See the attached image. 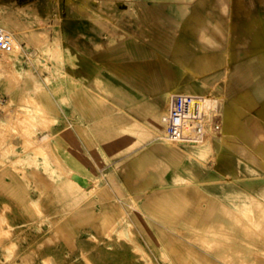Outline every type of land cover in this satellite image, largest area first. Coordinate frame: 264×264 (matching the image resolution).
<instances>
[{
  "label": "rangeland",
  "instance_id": "obj_1",
  "mask_svg": "<svg viewBox=\"0 0 264 264\" xmlns=\"http://www.w3.org/2000/svg\"><path fill=\"white\" fill-rule=\"evenodd\" d=\"M10 1L0 0V88L9 98L0 117V264H264V117L243 102L238 117L249 130L231 131L234 171L205 141L164 138L168 109L153 132L111 115L100 117L104 128L124 130L96 132L88 116L92 130L80 142L81 117L64 114L72 102L62 41L48 48L47 3L26 24ZM152 137L184 154L139 147ZM207 171L217 175L197 177Z\"/></svg>",
  "mask_w": 264,
  "mask_h": 264
},
{
  "label": "crops",
  "instance_id": "obj_2",
  "mask_svg": "<svg viewBox=\"0 0 264 264\" xmlns=\"http://www.w3.org/2000/svg\"><path fill=\"white\" fill-rule=\"evenodd\" d=\"M15 1L23 23L37 21L41 0ZM42 1L49 50L52 41H62L63 83L72 102L64 114L81 117L73 127L80 142L92 130L88 116H95L90 126L96 132L124 130L118 123L104 128V115L126 116L133 129L157 131L155 121L175 93L219 100L230 117L229 126L218 130L225 147L235 145L231 131L248 133L247 120L238 117L243 102L250 103L252 118L264 117V0ZM243 113L248 116L247 109ZM139 147L183 154L156 137Z\"/></svg>",
  "mask_w": 264,
  "mask_h": 264
},
{
  "label": "built area",
  "instance_id": "obj_3",
  "mask_svg": "<svg viewBox=\"0 0 264 264\" xmlns=\"http://www.w3.org/2000/svg\"><path fill=\"white\" fill-rule=\"evenodd\" d=\"M3 30L0 29V33ZM200 93H176L171 96L170 105L163 120L166 135L170 140L190 144L200 136L206 127V113L201 109ZM9 98L0 88V117L5 111Z\"/></svg>",
  "mask_w": 264,
  "mask_h": 264
},
{
  "label": "bare ground",
  "instance_id": "obj_4",
  "mask_svg": "<svg viewBox=\"0 0 264 264\" xmlns=\"http://www.w3.org/2000/svg\"><path fill=\"white\" fill-rule=\"evenodd\" d=\"M194 70V69H193ZM196 70V69H195ZM195 73V72H194ZM194 87V86H193ZM201 93V92H200ZM176 94V93H175ZM174 95V94H172ZM170 95V96H172ZM212 95V94H211ZM211 95H206L204 97L201 98V109H203V112L206 113V127L203 131V133L198 136L196 139L194 140H191V143L190 144H184V143H181V142H178V144L180 145H190L192 147H198L200 145V143L202 141H205V146H210V147H213L215 148V150L217 151V156H218V160H219V163H220V167L224 166L226 168H229L231 169L232 171H234V168L233 166L231 165V162H232V155H231V148L229 147H225L224 145L222 146V142H221V139H220V134L218 133V130L219 128L227 122V125L229 126L230 124V117L228 115L227 112H224V110L220 107V104H219V100L217 98H215L214 96H211ZM32 100V99H31ZM171 100V99H170ZM211 100V102H210ZM209 101V102H208ZM169 103V102H168ZM211 107V109H210ZM160 112V111H159ZM226 113V114H225ZM166 114L163 115L162 117V121L164 123V129L165 131L163 132H166V125H165V122L163 120L164 116ZM161 117V116H160ZM31 120V119H30ZM211 122V123H210ZM20 125V124H19ZM1 126V125H0ZM35 126V125H34ZM208 128L210 129L209 130V136L208 138H205L206 137V134H207V130ZM24 129V128H23ZM9 130V129H8ZM22 130V128L20 129ZM0 131H1V127H0ZM25 131V130H24ZM23 131V132H24ZM27 132V131H26ZM28 133V132H27ZM32 134V133H31ZM45 136H48V135H45ZM44 136V138H45ZM167 135L162 136L164 138H166ZM26 137V136H25ZM161 137V136H159ZM43 138V139H44ZM47 138V137H46ZM167 139V138H166ZM165 139V140H166ZM169 139V138H168ZM167 139V140H168ZM206 139V140H205ZM164 140V143L166 142ZM170 141V140H169ZM47 142V141H46ZM167 143H169L170 147H175V142L173 143H170L167 141ZM166 143V145H167ZM231 144H234L232 141L230 142ZM25 144L27 145V142H25ZM31 144V143H30ZM44 144V143H43ZM34 145V144H33ZM168 146V145H167ZM43 147V146H42ZM28 148V147H27ZM41 148V147H40ZM30 149V148H29ZM43 149V148H42ZM47 149V148H46ZM35 150V149H34ZM35 152V151H34ZM42 153V152H41ZM181 153V152H180ZM184 154V153H183ZM182 154V155H183ZM217 174H214L213 172H210V171H207L206 174L204 176H197L199 179H204V178H208V177H213ZM72 177L74 178V180L78 181L80 184H82L83 186H86L88 184V181H89V178L86 177L85 175L81 174V173H78V172H73L72 173ZM228 180V179H226ZM225 180V181H226ZM202 182V181H201ZM207 183L209 181H206ZM229 182V181H228ZM231 183V182H229ZM245 183V182H244ZM247 183V182H246ZM201 184V183H200ZM117 223V222H116ZM111 229V228H110ZM1 245V244H0Z\"/></svg>",
  "mask_w": 264,
  "mask_h": 264
}]
</instances>
